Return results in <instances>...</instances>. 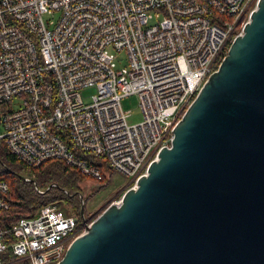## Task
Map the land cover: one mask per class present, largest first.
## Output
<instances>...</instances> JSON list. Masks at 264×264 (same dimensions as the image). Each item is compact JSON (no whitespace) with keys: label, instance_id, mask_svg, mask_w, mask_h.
I'll use <instances>...</instances> for the list:
<instances>
[{"label":"built area","instance_id":"1","mask_svg":"<svg viewBox=\"0 0 264 264\" xmlns=\"http://www.w3.org/2000/svg\"><path fill=\"white\" fill-rule=\"evenodd\" d=\"M257 3L0 0V138L29 166L57 158L101 180V165L82 151L136 180L170 145L176 121ZM130 94L139 96V122L121 103ZM7 190L0 179V209L10 205ZM84 228L78 215L44 203L0 225V264H56Z\"/></svg>","mask_w":264,"mask_h":264},{"label":"water","instance_id":"2","mask_svg":"<svg viewBox=\"0 0 264 264\" xmlns=\"http://www.w3.org/2000/svg\"><path fill=\"white\" fill-rule=\"evenodd\" d=\"M173 132L56 264H264V0Z\"/></svg>","mask_w":264,"mask_h":264},{"label":"trees","instance_id":"3","mask_svg":"<svg viewBox=\"0 0 264 264\" xmlns=\"http://www.w3.org/2000/svg\"><path fill=\"white\" fill-rule=\"evenodd\" d=\"M67 143L77 150L69 138ZM78 154L94 164L102 165L101 159L96 162L87 152L80 151ZM27 174L32 175L34 182L24 180ZM86 178L89 176L57 158L47 159L35 167L29 166L11 153L4 139L0 138V179L8 183L4 196L10 202L8 208L0 209V225L7 227L19 217L33 214L39 206L48 202H57L66 213L78 215L81 219V200L77 195L82 193V182ZM134 183L135 179H131L128 187ZM35 184L44 191L39 192ZM85 214L95 217V214Z\"/></svg>","mask_w":264,"mask_h":264},{"label":"rangeland","instance_id":"4","mask_svg":"<svg viewBox=\"0 0 264 264\" xmlns=\"http://www.w3.org/2000/svg\"><path fill=\"white\" fill-rule=\"evenodd\" d=\"M116 53L118 55L116 57L118 64H125V52L116 51ZM90 91L91 89L86 90V94ZM20 103L21 99L16 97L11 101V106L14 108ZM121 103L123 108L130 114L128 117L130 122L133 123L142 120L143 114L140 107L139 96L137 94H130L123 97ZM1 131H3V128L0 126V132ZM101 169L104 179L86 178L82 182V192L85 195L88 194L90 197L88 202L89 214H95V216H97L98 213H100L110 202L119 200L124 191L128 188L129 181L132 179V176H129L116 168L108 167L106 164H102ZM87 219H91V217H87ZM68 244L69 242L67 245Z\"/></svg>","mask_w":264,"mask_h":264},{"label":"flooded vegetation","instance_id":"5","mask_svg":"<svg viewBox=\"0 0 264 264\" xmlns=\"http://www.w3.org/2000/svg\"><path fill=\"white\" fill-rule=\"evenodd\" d=\"M79 198H80V200H81V205H82V200H84V211L87 213V214H89V208H88V202H89V200H90V197H89V195L88 194H84L83 192L81 193V195L79 194V195H77ZM81 211V210H80Z\"/></svg>","mask_w":264,"mask_h":264}]
</instances>
